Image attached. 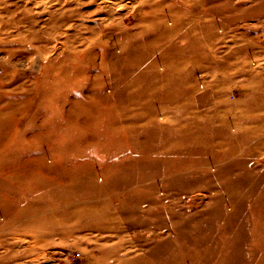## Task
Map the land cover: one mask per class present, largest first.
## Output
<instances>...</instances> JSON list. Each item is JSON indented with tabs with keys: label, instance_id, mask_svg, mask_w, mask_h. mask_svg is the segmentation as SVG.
Here are the masks:
<instances>
[{
	"label": "rangeland",
	"instance_id": "374dc122",
	"mask_svg": "<svg viewBox=\"0 0 264 264\" xmlns=\"http://www.w3.org/2000/svg\"><path fill=\"white\" fill-rule=\"evenodd\" d=\"M0 264H264V0H0Z\"/></svg>",
	"mask_w": 264,
	"mask_h": 264
}]
</instances>
